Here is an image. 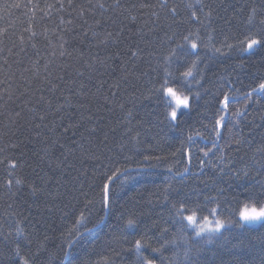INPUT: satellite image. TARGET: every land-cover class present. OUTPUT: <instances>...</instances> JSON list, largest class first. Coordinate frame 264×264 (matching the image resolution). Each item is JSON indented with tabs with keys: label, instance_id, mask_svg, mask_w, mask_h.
I'll return each mask as SVG.
<instances>
[{
	"label": "trees",
	"instance_id": "trees-1",
	"mask_svg": "<svg viewBox=\"0 0 264 264\" xmlns=\"http://www.w3.org/2000/svg\"><path fill=\"white\" fill-rule=\"evenodd\" d=\"M97 2L72 0L69 6V0H0V95L9 84L12 93L11 100L7 95L0 99V233H11L7 244L0 236V252L10 254L14 243L35 251L39 241L43 247L36 264H131L132 243L144 235L150 248L163 245L161 253H151L150 248L146 251L157 264H264V247L255 239L264 234L260 223L248 224L245 229L225 223L218 232L196 236L187 220L177 224L172 207L187 194L195 203L185 204L183 215L195 213L198 223L207 218L213 224L218 220L239 221L245 203L249 208L253 204L259 207L255 198L249 199L248 190L259 193V183L264 182V155L256 151L264 143V96L252 92L264 82V56L259 50L253 55L223 47L245 40V30L239 25L248 6L259 0H202L217 9L212 27L186 24L179 29L168 27L174 18L159 7L164 0H120L122 7L115 10L108 8L113 0H99L105 4L103 12L95 8L88 11L89 3ZM189 3L195 4V0H167L181 13L177 20L187 21ZM13 4L21 7L14 8ZM142 4L155 7L141 8ZM153 12L159 14V28ZM234 15L237 27L225 25L223 19ZM185 27L193 33L198 31V38H194L198 47L189 48L194 54L181 56L168 69L172 77L167 79L149 52L153 46L157 55L166 51L173 32L178 34L171 47L185 43L181 39V35H188ZM109 32H120L124 42L102 44ZM133 42L144 49L139 58L129 54L128 45ZM61 43L64 56L60 55ZM213 46L226 54L213 52ZM197 56L200 83L179 75ZM105 58V66L95 63ZM123 68L128 70L126 81L122 79ZM165 79V88L190 96V107L179 110L177 121L166 118L175 101L160 87ZM21 85L30 88L23 97ZM249 93L253 100L259 99V104L248 103L245 116L237 123L231 113L244 107ZM224 94L230 98L225 120L231 132H223V138L217 139L213 126L218 115L224 114L219 103ZM41 96L52 101L51 108L38 103ZM104 96L113 103H105ZM21 108L22 118L15 117ZM128 112L131 117H127ZM89 116L91 120L86 119ZM93 128L95 133L89 135ZM126 128L133 130L131 135L126 134ZM105 135L108 140L102 143ZM209 149V155L204 156ZM145 157L153 159L146 161ZM13 159L15 169L10 167ZM115 168H126L127 178L121 177L114 187L110 185L112 205L106 221L67 249L68 233L81 213L93 223L104 219L101 176ZM185 168L190 171L181 179L176 174ZM9 172L22 181L14 184L11 192L3 186L7 179H13ZM237 175L244 178L237 179ZM80 183L85 184L87 196L77 193L76 198L61 196L53 201L47 194H54L58 187L61 192L78 188ZM32 186H45L47 191L33 195ZM169 186L175 191L165 192ZM125 210L144 213L137 228L122 227L120 214ZM16 226L22 231L15 232ZM28 233L32 234L31 245L24 238ZM210 234L213 242L205 243ZM166 240L176 243L166 244ZM62 249L69 252L67 259ZM0 264H8L5 256L0 255Z\"/></svg>",
	"mask_w": 264,
	"mask_h": 264
},
{
	"label": "snow or ice",
	"instance_id": "snow-or-ice-1",
	"mask_svg": "<svg viewBox=\"0 0 264 264\" xmlns=\"http://www.w3.org/2000/svg\"><path fill=\"white\" fill-rule=\"evenodd\" d=\"M69 6H72V0H69ZM198 6V7H197ZM12 7L14 8H20V4H13ZM48 7H52L49 5ZM61 8L64 7L63 4L60 5ZM122 7L120 0H113L112 4L108 5L109 9H120ZM141 8H149V7H155L153 5H148V4H142L140 6ZM160 8L165 9L168 14H170L174 19L172 20L171 24L168 25L169 28H172L173 26L179 29L180 27L186 25V24H200L201 27H208L211 28L214 21H213V14L214 12H217V9L212 5V4H205L202 2V0H195V4L189 3L187 5V8L190 9V13L188 15L187 21L185 20H177L175 17L181 15V13L178 11V8L176 6H169L167 4V0H164L163 3L159 5ZM93 8L98 9L103 12L105 9V4L102 2H98L96 4H91L89 3V8L88 11H91ZM207 9V10H206ZM241 11H244L243 8H241ZM199 12V14H198ZM83 10L81 11L80 15H83ZM218 14V13H217ZM153 16L156 17V21H154V24L156 25L157 28L160 27L159 25V14L156 12L152 13ZM201 15L203 16V19H201ZM132 20H135L136 17H131ZM223 22L225 25H229L230 27H237V18L234 15L231 19L224 18ZM61 23H64L62 20ZM67 23H71V21H68ZM239 27L243 28L245 30L244 35H245V40L238 42V45H233V44H228L225 43L223 47L227 48L229 52H232L236 48H239L240 51L242 52H251L253 55H256L257 50H259L261 56H264V0H259V3H253L248 6V12L246 16L244 17L243 21L240 23ZM185 31L188 32V35H181V39L185 42L183 44L181 43H176L175 47H171L170 45L175 43V40L173 39L174 36H176L178 33L173 32L172 37H168V43L169 47L166 49V51L161 52L159 55L156 54V49L155 46H153V49L151 52H149V55L152 57H155L158 66L160 70L163 72L164 77L167 79H170L172 77V73L168 71L169 68L173 66L176 62L179 61L181 56H190L193 55L191 51L188 49L195 50L197 49L198 45L196 42H194V38H198V31L197 33H193L188 30V28L185 27ZM123 29H120V32H122ZM151 31V29H150ZM120 32L117 34H113L111 32L106 34V38L104 40H101L102 44H107L109 41L112 43H115L116 45H120L124 41L120 37ZM36 33H32V36H35ZM165 36H167V32H165ZM21 42H23V37L20 38ZM31 39V37H29ZM141 39H143V34H141ZM147 43V41H145ZM163 43V41H161ZM15 47V45H14ZM35 47V45H33ZM60 55L64 56L65 52L63 51V44H60ZM129 48V54L132 57L139 58L141 54L144 52V49L140 47L139 44L133 42L132 44L128 45ZM213 52L215 53H220L222 55L226 54L221 51L220 48H215L213 46ZM20 51H23V48L20 49ZM9 54L11 55V49H8ZM68 55H71V53H68ZM107 58L105 59H98L95 61V63L105 66L106 65ZM14 63H19V61H14ZM198 63H199V57L197 56V60L191 61L190 64L186 65V70L182 71L179 73L180 76L184 77L185 79L191 78L192 81H195L196 83H200V81L197 79V76L200 75L198 71ZM5 64H8V61L5 60ZM10 67V65H9ZM45 68H47V65H45ZM89 69H93V65L89 64L88 65ZM155 70V69H154ZM194 70L196 74L194 75ZM122 71L124 72V75L122 79L125 81L127 80V75H128V70L127 68H123ZM80 75H83L80 73ZM203 79V77H200ZM47 79V77H45ZM167 79L164 80L163 83H161L160 87L161 89H164V91L167 92L168 96L175 101V106L171 107V110L168 112L167 117L171 121H177L180 115L179 110L181 108H189L190 107V96L188 95H183L181 96L178 94L173 88L167 87L165 88V84L167 83ZM7 84V82H5ZM72 83H76V81H72ZM103 85L101 84V87ZM8 87H11L9 84ZM8 87L5 88V92L3 95H7L8 100L12 99V93L8 91ZM85 86L83 84L80 85V88L83 89ZM114 87H119V84L114 85ZM20 90V96L23 97L27 95L30 92V88H25L23 85H21ZM99 91V88L97 89ZM259 91L261 93V96H264V82L259 83L258 88H253L252 92L255 93ZM3 95H0V99L3 98ZM113 96H115V93H112ZM197 96H199V93H196ZM68 98H66L67 100ZM103 101L105 103H113L109 99L108 96H104ZM229 96L227 94L223 95L222 100L219 101L220 104L223 105V108L221 109V112L224 114L218 115V118L215 119L214 126H213V131L215 134V137L217 139L223 138V132H231V129L228 128V122L225 120V116L229 113ZM245 100L247 103H245L244 107L241 109H237L235 112H232L231 115L237 118V123H239V118L244 117L248 103H257L259 104V99L253 100L251 93L245 95ZM44 103L46 104L49 108L52 107V101L45 99L43 96L40 97V100L38 103ZM25 106L27 105V101L24 102ZM61 107L60 105H57V108ZM81 107H87L86 105L82 104ZM119 107L121 109L124 108L123 104H120ZM261 107H264V105H261ZM24 111L23 108H21L20 111L15 112V117L17 118H22L21 113ZM31 112H35V109H29ZM131 112L127 113V117H131ZM127 117L125 118L127 120ZM36 117L33 116V119ZM41 120L44 119V117H39ZM86 119L91 120L92 117L89 116ZM262 120H264V116L261 117ZM15 123V121H12ZM130 123V121H129ZM235 126V125H233ZM37 128L39 125L36 126ZM65 131H68V129H65ZM96 131L95 128H93L89 135L94 134ZM133 130L131 128H126V134L131 135ZM136 136L139 135V132L135 134ZM135 137H133L134 139ZM191 139V137H189ZM108 140V136L105 135L104 141L102 143H105ZM235 143L239 144L240 141L237 140ZM11 147L15 148V145H12ZM122 147V146H121ZM213 148H216V144L214 143L212 145ZM0 151H3V149H0ZM211 149L208 151L204 152V156H208L209 152ZM256 151L260 152L262 155H264V143H262L261 147L257 148ZM47 155V153H46ZM85 156L88 157V151L85 150ZM96 159L97 161L99 160V157H92ZM111 159V158H109ZM146 161L153 159L152 157H145L144 158ZM159 159V158H156ZM189 159H190V153H189ZM223 159V157H221ZM201 164H203V161H201ZM12 169H15L17 167L15 159H13V163L10 166ZM190 170L188 168L184 169L183 173H177L176 175L180 176L181 179L184 178L185 173H188ZM223 171V169H221ZM127 173L126 168H115L111 170V174L108 173H102L101 176V203L107 207H111L112 205V191L110 190V185L113 187L115 186V182L119 181L121 177H125ZM83 175H87V172H83ZM10 176H13V179H7L4 183V187L11 192L14 184L19 185L22 183L20 179H16L14 177V172H9ZM246 175V174H245ZM244 177H241L237 175V179H243ZM76 181L79 180V175L74 178ZM89 187H92V185H89ZM259 187L261 188V191L259 193H254L251 190L249 191V199L255 198L257 200V203L259 204V207L256 206V204H253L251 208H249V205L245 203L244 205V210L239 212L240 220L239 221H216L215 225L213 226L210 221L205 219V224L204 225H196V214L193 213L192 215L184 216L183 211H184V205L188 203H195L194 200H191L187 194H185V199L184 201H180L177 199V203L173 204L172 207L175 209L174 211V216L177 218L176 222L177 224H183L185 220L189 222L188 227H194V231L196 236H200L201 233H204L205 231H209L210 233L218 232L220 229L225 227V223L232 225L238 229H245L246 225L248 224H254V223H260L261 226H264V182L259 183ZM47 191L45 186H32L31 187V192L33 195L37 193H45ZM165 192L172 193L175 190L169 186L168 188L164 189ZM79 194L80 196H87L89 193L85 191V184L80 183L79 187H73V188H66L63 192L59 190V187L57 188L56 192L53 193H47L50 198L54 201L56 199H59L61 196H71L72 198H76V194ZM195 194V190H193V195ZM168 197L165 196V200H167ZM93 201L89 200L88 205H91ZM177 204L181 205L180 207H177ZM39 206V205H37ZM48 205L46 204L45 207ZM87 206V205H86ZM55 207V204H52V208ZM144 215V213H133L130 211H123L120 214V219L122 222V227L125 229H132V228H137L140 221V217ZM102 219V218H101ZM101 220H97L95 223L92 222V220L86 216L84 213H81L79 216V219H77L74 222L73 228L69 231L68 233V239H66L65 243L67 246V249H71L73 245L84 236L85 233L91 232L93 228L97 226L98 223H100ZM92 224V227H88V224ZM83 229V231H81ZM15 232L19 233L22 231V229L19 226H16L14 229ZM183 231V228L181 229ZM164 233H167V229L164 230ZM11 233H8L7 235L0 233V236H2L3 241L7 244L9 241ZM31 233H28L24 238L28 241V244H32V239ZM72 237H75V239H72ZM44 239L46 240L47 237L45 236ZM256 240H258L261 244L262 247H264V234H261L259 236L255 237ZM213 242V237L210 234L208 236V239L205 241V243H212ZM166 244H175V240L171 241H165ZM43 247L42 243L37 241L36 244V249L33 251L30 247L25 250L20 247L19 243H14V247L10 250V254L8 252H0V255L5 256V258L8 261V264H36L37 260L39 259V253L41 248ZM150 248V245L148 244V240L144 235H141L139 238L134 239L132 243V248L129 250V256L134 257L131 261V264H157V259L155 258H150L149 255H146V251H148ZM163 248V245L161 247H154L150 248L151 253H161ZM63 255L67 256L69 255V252L63 251ZM118 255V253H117ZM107 259V258H106Z\"/></svg>",
	"mask_w": 264,
	"mask_h": 264
},
{
	"label": "water",
	"instance_id": "water-1",
	"mask_svg": "<svg viewBox=\"0 0 264 264\" xmlns=\"http://www.w3.org/2000/svg\"><path fill=\"white\" fill-rule=\"evenodd\" d=\"M109 187H110V186H109ZM107 215H108V212L106 213V216H105L104 219L102 220L101 224L98 225L97 227L93 228L92 231H94L95 229H97L98 227H100V226L106 221ZM92 231H91V232H92ZM88 233H90V232H88ZM88 233H85V234H88ZM85 234H84V235H85ZM68 256H69V255L66 256V259L68 258Z\"/></svg>",
	"mask_w": 264,
	"mask_h": 264
},
{
	"label": "rangeland",
	"instance_id": "rangeland-1",
	"mask_svg": "<svg viewBox=\"0 0 264 264\" xmlns=\"http://www.w3.org/2000/svg\"><path fill=\"white\" fill-rule=\"evenodd\" d=\"M205 224V222H201V223H198V220L196 219V225H204ZM213 225V224H212ZM215 225V224H214ZM195 227V226H194ZM221 230V229H220ZM219 230V231H220ZM205 232H209V231H205Z\"/></svg>",
	"mask_w": 264,
	"mask_h": 264
},
{
	"label": "bare ground",
	"instance_id": "bare-ground-1",
	"mask_svg": "<svg viewBox=\"0 0 264 264\" xmlns=\"http://www.w3.org/2000/svg\"><path fill=\"white\" fill-rule=\"evenodd\" d=\"M167 95H168V94H167ZM108 211H109V207L106 206V213H107ZM105 216H106V214H105ZM211 223H212V222H211ZM100 224H101V223H99L98 225H100ZM212 224H213V223H212ZM98 225H97V226H98ZM102 225H103V224H102ZM102 225H101V226H102ZM97 226H96V227H97ZM101 226H100V227H101ZM213 226H214V224H213ZM98 228H99V227H98Z\"/></svg>",
	"mask_w": 264,
	"mask_h": 264
}]
</instances>
